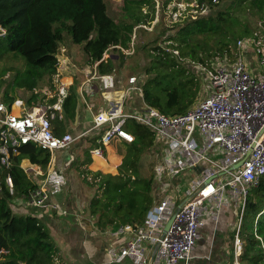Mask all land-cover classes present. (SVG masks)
<instances>
[{
  "label": "trees",
  "instance_id": "trees-1",
  "mask_svg": "<svg viewBox=\"0 0 264 264\" xmlns=\"http://www.w3.org/2000/svg\"><path fill=\"white\" fill-rule=\"evenodd\" d=\"M194 1L199 5L205 2L208 11L187 14L168 27L173 30L172 33L154 37L140 47L150 57L148 65L144 66V73H155L154 77L138 79L143 99L169 115L186 112L201 91L200 81L193 69L183 63L188 61L211 68L216 56L224 57L226 63H230L238 56V39L264 34L258 25V21L264 18V0H220L221 4L212 0ZM169 2L171 0H122L121 17L115 21L107 12L106 0H0V57L14 52L25 60L26 65L6 87L2 88L0 82V99L10 105L16 99L15 89L24 84L27 90H31L26 102H42V97L33 91L51 82L64 32L73 43L82 44V50L97 75L113 74L116 83L121 82L115 62L124 53L117 46L129 48L137 29L143 31L142 28L155 19V11L158 10V14L160 10L166 11ZM248 14L254 16L257 23H252ZM162 42L166 44L160 45ZM110 48L118 54L102 59ZM97 86L100 91L98 83ZM86 95L93 100L95 93ZM79 101L80 93L72 84L63 102L65 118L52 122L55 134L66 132L63 126L67 119L74 121ZM81 119L79 125L82 124ZM88 122L75 131L88 128L91 125ZM126 127L135 139L126 143L118 174H103L99 170L88 169L85 173H90L92 177L81 174L85 181L97 185L99 192L91 198L88 206L96 227L100 229L141 224L151 206L148 194L151 179L140 185L138 177H128L124 172L138 170L139 155L152 145L153 134L133 119L126 122ZM86 140L88 149L98 145L96 136ZM24 158L46 169L51 153L28 143L23 145L9 167L0 166V248L6 250L0 264H65L45 221L29 213L16 214L9 206L10 199H27L30 191L38 185L21 167ZM6 178L11 181L10 186ZM243 228L248 230L243 231ZM235 233L236 229L231 238V252L224 247L220 251L214 250L210 258L212 264H235L232 248ZM238 235L243 241L236 258L238 264H264V174L247 191Z\"/></svg>",
  "mask_w": 264,
  "mask_h": 264
},
{
  "label": "built area",
  "instance_id": "built-area-1",
  "mask_svg": "<svg viewBox=\"0 0 264 264\" xmlns=\"http://www.w3.org/2000/svg\"><path fill=\"white\" fill-rule=\"evenodd\" d=\"M189 6L200 13L208 9L205 2L199 5L194 1ZM258 25L264 31V18ZM117 47L125 54L132 53L133 41L127 49ZM248 47L253 48L257 72L249 71L241 56V50ZM237 48L234 61L206 68L207 96L180 114H165L147 104L134 75L119 89L116 85L121 82L116 83L113 74H91L78 89L91 112V125L76 136L68 131L57 135L52 128L54 120L65 118L63 102L72 84L57 58L51 82L33 91L42 97L40 104L29 107L19 98L10 105L0 100V166L9 167L28 143L49 153L65 151L90 132L98 143L90 153L102 156L115 140L134 141L126 122L135 120L153 134L152 148L158 160L152 178L155 201L141 224L112 229L110 235L116 242L106 248L107 260L101 264L121 263L125 258L133 264H193L190 251L200 239L203 219L217 221L222 208L238 206L240 223L247 191L264 174V34L238 39ZM93 80L103 94V105L95 112L84 96L85 91L92 94ZM134 99L139 106L125 111L124 104L130 100L132 104ZM36 108L40 112H35ZM240 161V166L233 168ZM25 170L32 171L28 167ZM38 173L42 178L30 191L27 204L67 214L54 198L66 184L65 172L47 166ZM239 223L233 240L235 261L243 245ZM3 254L6 250L0 248V259Z\"/></svg>",
  "mask_w": 264,
  "mask_h": 264
},
{
  "label": "rangeland",
  "instance_id": "rangeland-1",
  "mask_svg": "<svg viewBox=\"0 0 264 264\" xmlns=\"http://www.w3.org/2000/svg\"><path fill=\"white\" fill-rule=\"evenodd\" d=\"M218 2L220 4L223 3L220 0H218ZM218 2L216 4H218ZM193 3L194 0H171V2H169L168 6L166 7V11L161 12L160 10L159 14L156 5L157 11H155V19L153 20V22L150 25L146 26L145 28H142L143 31H141V28H138L136 34L132 35V40L135 44V51L129 54L124 53V55H120L119 59L115 62L117 65V76L122 81V84H124L123 87H126L127 79L131 75L136 76L138 79L140 78V80L141 79L144 80L147 77L155 76L154 72H150L147 74L144 73L143 71L144 66L148 65L150 57L146 56V54L140 49V47L145 42L153 39L154 37L163 36L165 33L166 36L172 33L173 30H171V28L168 27H171L174 22L184 19L185 16L191 12L197 13L198 9H196V11H192L194 10V7L191 8V6H189V4L193 5ZM106 4H107L108 14L115 21H118L119 18L121 17L122 0H106ZM173 7H176V9L174 10ZM145 10L146 7L143 8V11ZM174 12L176 14H174ZM253 17L254 16L250 17L251 22L257 23V20H255V18ZM165 44L166 42L160 43V45H165ZM137 45L138 48H136ZM241 51H242L241 52L242 58L245 59L246 56V59L248 58L250 64H253V62L255 61V54L253 48L248 47ZM113 53L117 55L118 51L110 48L104 54V57L106 58ZM57 58L59 60V64H62V66L66 68V71L64 73L66 75V80L67 81L70 80L72 84L77 87V89L81 87L83 81L86 80L92 73L93 74L96 73L94 66L88 62L87 56L82 50V44L73 43L71 41L70 36L65 32L63 34L62 41L59 43ZM226 62L227 61L224 57L221 58L219 56H216L212 61V65L218 63H226ZM183 64L185 67L193 69V73H195L196 77L200 81L201 91L197 96V99L195 101L196 103L199 99L207 96L209 92V83L205 73L206 67L188 61H186ZM25 66H26L25 60L14 52H10L2 55V57H0V82L2 81L1 87L4 88L9 83H11L15 75L19 73ZM93 81H94L93 83H95L96 80ZM94 92L95 95L93 100L89 99V96L87 97L86 91L84 93V96L88 104L92 107V109H96L97 104L99 105L102 104V99L99 93L100 91L98 89L97 83H95ZM29 94H31V90H27L24 84L20 85V87L15 89V96H16L15 98L21 99L26 104V106L29 107L37 105V103L28 104L26 102L27 98L29 97ZM79 103L81 105L79 106V109H77V111L82 115H85L86 119H88L90 117L88 109L85 107V104L82 103V100ZM81 121L83 122L86 120L82 118ZM70 123H71L70 120L67 119L66 124H70ZM65 128L66 127L64 124L63 129L65 130ZM115 141L116 142H111L106 147L105 155H102L98 158L92 156V154L88 149L87 143L81 142L80 144L75 145L74 147H73L74 145L73 143L75 141L72 143L73 148L70 150L72 152L70 153L73 156L72 158L73 160L71 162L72 165L69 166L68 169L64 170L66 174V181L68 185L71 182H76L80 186V189L85 197L84 199L85 201L83 204L84 206L83 213H88L89 216H90L89 214L90 207L88 206V202L95 195V193L99 191L97 190L96 184H90L89 182L85 181L81 174L84 173L86 174L87 177H92L90 173L88 174L85 173L86 168L90 169L91 171L99 170L103 174H107V173L113 175L118 174L119 165L126 151L127 142L122 140H115ZM152 145L141 151L138 158L139 169L137 171L124 172L128 177L129 175L138 177L139 180L141 181L139 183L140 185H143L148 180L154 178V168L155 169L157 168L158 160L156 157L157 154L153 150ZM83 164H87V166L85 168L81 167L80 165ZM73 165H75L76 168ZM42 172H44V170H42ZM29 176L32 179L35 177L38 180L37 176H34L33 174L31 175L29 174ZM151 181L153 182V179ZM154 183L155 182H153V184ZM153 184L151 186V189H149L148 191V194L150 196V205L155 201ZM21 199L23 200L24 204H21L22 202L20 203V200L15 201L14 198H12L9 200V206L14 209L13 211H23L27 213L30 212L29 208L26 206L27 205L26 198H21ZM236 207L229 206L228 208H222L220 210L217 221L209 217H205L203 219V228H202L203 235L200 236L201 240H199V242H197L196 245L193 247V249L190 251L191 257L202 256L206 254L208 251L212 253L214 250L217 251L222 247H224L227 250V252H231L232 234L233 231L237 228V225L239 223V218H238L239 209L238 206ZM15 213L20 214L17 212ZM94 222L95 219H93V224ZM246 227H248L247 224ZM248 228L246 230H248ZM242 230L246 231L244 230V228ZM57 241L58 242L56 246L58 247L59 255L61 259H65L70 264H77L76 259L73 257L70 248L66 246L63 243V241H60L59 239H57ZM86 249L90 255L94 253L93 246L90 245L88 242L86 244ZM212 257L213 256H211L210 258L212 259ZM234 262L235 264H238L237 260Z\"/></svg>",
  "mask_w": 264,
  "mask_h": 264
},
{
  "label": "crops",
  "instance_id": "crops-1",
  "mask_svg": "<svg viewBox=\"0 0 264 264\" xmlns=\"http://www.w3.org/2000/svg\"><path fill=\"white\" fill-rule=\"evenodd\" d=\"M247 68L251 72H257L259 69V65L256 62V60L253 62V64H250L248 61V58L244 59ZM93 92L95 83H93ZM122 81L118 85L119 89L123 88ZM100 96L102 99V104H97L96 109H92L94 112L99 110L103 105V94L100 90ZM131 101V100H130ZM80 102V101H79ZM83 103V102H82ZM138 104V100L134 99L133 104H124V110H130L131 108H134ZM81 104L77 103V109H79V106ZM132 105V106H131ZM84 106V104H83ZM130 106V108H129ZM139 106V105H137ZM86 107V106H85ZM77 111V110H76ZM90 117L86 119L85 115H82L78 111L76 112V116L74 121H70V124H65V131L73 132V135L76 136L83 132L85 129L75 131L77 128L85 127V121L82 122L81 125H79V120L82 117L84 120L89 121L88 123H91V112L89 111ZM85 117V118H84ZM95 135L90 132L87 135H83L75 140L73 143V147L75 145L80 144L81 142L88 143L86 139L93 138ZM116 142V141H113ZM72 145L66 150V151H54L51 153L50 162L48 163V167H60L63 169H68L69 166H71L72 158L71 155V149L73 148ZM92 149V148H91ZM90 151V149H89ZM56 152V153H55ZM71 152V153H70ZM106 148L104 149L103 155H105ZM92 154V153H91ZM92 156L98 158L100 156L92 154ZM21 167L24 169V171L29 175L33 174L34 176H37L38 180L34 177L32 180L35 182H39L42 178V176L38 173L39 171H42L45 169H42L39 165L31 163L28 159H22ZM75 168L76 166L73 165ZM81 167L85 168L87 164L80 165ZM25 167H28V169L32 171H26ZM81 169V168H80ZM87 169V168H86ZM139 169V167H138ZM90 170V169H88ZM97 171V170H96ZM65 172V171H64ZM189 174V173H188ZM187 174V175H188ZM152 180V179H151ZM7 184L10 186L11 181L9 178H6ZM152 186V185H151ZM55 200L59 203V205L67 210V214L65 215H59L57 213H54L53 211H49L46 209H39L34 206L26 205L30 212L29 214H33L39 218H41L43 221H45L46 225L49 228L50 235L52 239L54 240L55 244H57V239L60 241H63V243L70 248L72 251L73 257L76 259L77 264H101L102 262L107 260L106 255V248L109 245L115 244V237L110 235V232L112 231V228H104L100 229L96 227L95 222L93 224V219L91 215L89 216L88 213H83V204H84V194L80 189V186L76 182H71L69 185L66 184L63 187L62 191L57 194L55 197ZM15 201L20 200L21 204L23 203V200L21 198H14ZM80 203V204H79ZM24 206V205H23ZM22 206V207H23ZM13 209V208H12ZM14 210V209H13ZM16 210V209H15ZM20 214H27V212L23 211H14ZM90 214V213H89ZM203 235V229L201 230V236ZM201 240V237L200 239ZM87 242L93 246L94 253L90 255L86 249ZM199 242V241H198ZM220 251V249H218ZM210 251H208L206 254L198 257H192V263L193 264H212L210 262L211 257ZM62 261L65 264H70L65 259H62ZM116 264H133L130 258H125L121 263Z\"/></svg>",
  "mask_w": 264,
  "mask_h": 264
},
{
  "label": "water",
  "instance_id": "water-1",
  "mask_svg": "<svg viewBox=\"0 0 264 264\" xmlns=\"http://www.w3.org/2000/svg\"><path fill=\"white\" fill-rule=\"evenodd\" d=\"M241 163H242V161L238 162L237 164H235V165L233 166V168H237L238 166H240ZM172 219H173V216L170 217L169 220L166 222L165 227H164V230H166V229L169 227V225H170Z\"/></svg>",
  "mask_w": 264,
  "mask_h": 264
},
{
  "label": "bare ground",
  "instance_id": "bare-ground-1",
  "mask_svg": "<svg viewBox=\"0 0 264 264\" xmlns=\"http://www.w3.org/2000/svg\"><path fill=\"white\" fill-rule=\"evenodd\" d=\"M34 110H35V112H37V113L40 112V109H37V108H36V109H34Z\"/></svg>",
  "mask_w": 264,
  "mask_h": 264
}]
</instances>
